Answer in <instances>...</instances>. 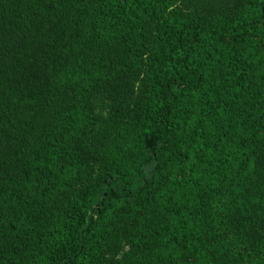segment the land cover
<instances>
[{
    "label": "trees",
    "instance_id": "trees-1",
    "mask_svg": "<svg viewBox=\"0 0 264 264\" xmlns=\"http://www.w3.org/2000/svg\"><path fill=\"white\" fill-rule=\"evenodd\" d=\"M0 264H264V0H0Z\"/></svg>",
    "mask_w": 264,
    "mask_h": 264
}]
</instances>
